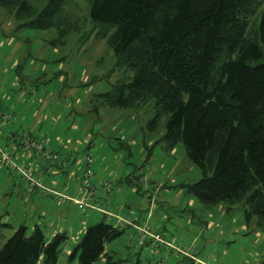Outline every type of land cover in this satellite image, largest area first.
Listing matches in <instances>:
<instances>
[{
	"label": "rangeland",
	"instance_id": "rangeland-1",
	"mask_svg": "<svg viewBox=\"0 0 264 264\" xmlns=\"http://www.w3.org/2000/svg\"><path fill=\"white\" fill-rule=\"evenodd\" d=\"M26 1L29 16L18 17L14 8L0 6V148L37 185L30 186L0 154V246L19 225L25 235L37 225L46 240L65 233L55 264H74L68 253L84 228L102 217L98 209H106L125 221L106 218L122 228L104 243L105 255L115 264H188L181 254L140 244L126 223L130 221H145L209 264H264V230L253 218L246 222L238 205L206 206L187 192L183 184L196 181L200 169L187 159L180 142L164 148L159 140L164 118L152 130L147 127L152 100L126 108L99 103L93 108L94 94L125 81L131 72L116 63L106 36H96L88 0H64L60 23L45 29L22 23L47 0ZM263 7L261 0L250 22L258 21ZM21 131L42 140L56 161L47 163L40 152L17 147L8 134ZM87 156L92 170L87 181L94 190L90 196L85 188L78 190L77 181ZM53 192L71 199L59 203ZM81 199L82 208L70 201Z\"/></svg>",
	"mask_w": 264,
	"mask_h": 264
},
{
	"label": "trees",
	"instance_id": "trees-1",
	"mask_svg": "<svg viewBox=\"0 0 264 264\" xmlns=\"http://www.w3.org/2000/svg\"><path fill=\"white\" fill-rule=\"evenodd\" d=\"M63 4L64 0H47L22 25L56 26ZM260 4L261 0H88V17L93 27L98 26L96 36H106L116 63L131 72L125 81L94 94L93 108L97 103L126 108L152 100L147 127L152 130L164 118L159 138L164 148L180 142L187 159L200 169L196 181L183 184L187 192L206 206L238 205L246 222L253 218L264 230V7L258 21L250 22ZM0 6L14 8L18 17L32 13L26 0H0ZM101 213L68 253L74 264H115L105 255L104 243L119 236L122 228ZM65 239L64 232H56L46 240L37 225L25 235L19 225L0 246V264H55ZM144 242L149 240L140 244ZM151 247L164 248L159 243ZM186 252L174 253L188 264L201 262H195V253ZM100 258L103 261L97 263Z\"/></svg>",
	"mask_w": 264,
	"mask_h": 264
},
{
	"label": "built area",
	"instance_id": "built-area-1",
	"mask_svg": "<svg viewBox=\"0 0 264 264\" xmlns=\"http://www.w3.org/2000/svg\"><path fill=\"white\" fill-rule=\"evenodd\" d=\"M3 115L0 114V117L2 118ZM16 141L18 142L19 146H22L26 150H34L40 152V154L43 156V159L49 163H52L56 161L57 155L43 147L42 140L35 139L31 137L27 132L22 131L19 134H15ZM0 154L2 159H4V162L7 161L9 163V166L14 168L18 173H20L26 181H28V184L30 186H36L37 184L27 175V169L23 167L22 165H15L11 161V157L8 155L7 152L2 151L0 148ZM92 176V170H91V162L89 159V156L86 158L85 167L83 174L80 177H77L78 181V190L82 191L83 188H87V196H90L93 194L94 190L92 186L89 185L87 178H90ZM106 182H103V185H105ZM55 196H57V201L59 203H62L64 200H69L71 198L64 197L60 195L57 192H53ZM73 203L77 204L78 207L83 206V200H70ZM107 218H113L117 220V223H120L123 221L122 218L113 216L112 214H109L106 212ZM135 232L137 233L139 240H149V244L151 246L155 245V243L162 244L165 249H169L172 252H180L187 254L186 250L187 247L183 246L180 247L179 245L175 244V239L172 237L170 240L166 239L161 233L154 231L153 227L148 225L145 221L142 222L141 225H135ZM193 245L191 244L190 247ZM195 262H200L198 259H195ZM202 263V262H200ZM205 264V263H202Z\"/></svg>",
	"mask_w": 264,
	"mask_h": 264
},
{
	"label": "crops",
	"instance_id": "crops-1",
	"mask_svg": "<svg viewBox=\"0 0 264 264\" xmlns=\"http://www.w3.org/2000/svg\"><path fill=\"white\" fill-rule=\"evenodd\" d=\"M21 132H22V131H21ZM15 133H16V132H15ZM8 137H9V138L11 137L10 140H13V142H14L15 145L18 144L17 141H15V140H16V137H15V136H10V132H9V134H8ZM36 139H37V138H36ZM17 147H19V145H18ZM17 147H15V148H17ZM23 149H24V148H23ZM28 152L31 153L29 150H28ZM29 157H30V155H29ZM31 157H32V156H31ZM36 160H37V157H36ZM47 163H49V162H47ZM51 164H52V163H51ZM51 164H50L49 166H51ZM121 209H122V206L117 207L116 210L119 212ZM98 210H99V211L101 210V212H105V213L107 212V213L111 214L110 211H108V210H106V209H98ZM117 211H116V212H117ZM116 214H117V213H116ZM112 215H113V214H112ZM118 215H120V214H118ZM113 216H116V215H113ZM121 218H122V216H121ZM122 222H125L124 219H123ZM126 223L130 224V226H131L132 228H133V226L136 225V223H133V222H131V221H130V222H126ZM196 258H197L199 261L204 262L205 264H209L208 261L205 262L203 259H201V258H199V257H197V256H196ZM199 264H200V263H199Z\"/></svg>",
	"mask_w": 264,
	"mask_h": 264
}]
</instances>
